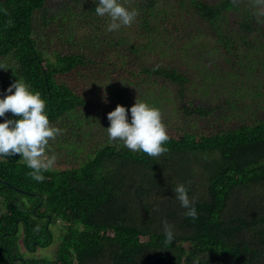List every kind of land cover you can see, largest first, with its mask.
<instances>
[{"label": "trees", "instance_id": "16d2710c", "mask_svg": "<svg viewBox=\"0 0 264 264\" xmlns=\"http://www.w3.org/2000/svg\"><path fill=\"white\" fill-rule=\"evenodd\" d=\"M50 1L0 0V95L22 78L62 130L42 182L0 159V264H264V103L218 92L264 62V0H121L137 15L114 31L96 0ZM211 54L229 70L201 72ZM135 99L167 126L159 157L108 139L106 114Z\"/></svg>", "mask_w": 264, "mask_h": 264}, {"label": "clouds", "instance_id": "9594fccd", "mask_svg": "<svg viewBox=\"0 0 264 264\" xmlns=\"http://www.w3.org/2000/svg\"><path fill=\"white\" fill-rule=\"evenodd\" d=\"M94 10L97 16L109 17L108 31L130 25L137 15L121 0H96ZM6 113L11 115L6 116ZM106 115L109 125L105 128L109 141H121L127 149L141 151L150 157H159L168 151L166 142L169 136L158 108L135 99L127 111L124 105L118 103ZM0 118H3L0 119V159L19 156L30 170L29 176L38 183L44 181V173L55 162V156L47 155L46 149L49 141L62 131L50 123L46 100L25 80L16 77L0 95ZM172 192L185 209L184 216L196 220L199 213L195 201L189 198L186 184H177ZM162 223L165 238L171 242L174 239L172 225L167 221Z\"/></svg>", "mask_w": 264, "mask_h": 264}, {"label": "rangeland", "instance_id": "374dc122", "mask_svg": "<svg viewBox=\"0 0 264 264\" xmlns=\"http://www.w3.org/2000/svg\"><path fill=\"white\" fill-rule=\"evenodd\" d=\"M57 0H51L49 2L50 5L54 4ZM54 5H52L53 7ZM230 21H232V17H230ZM47 39L46 36L44 35L42 38H41V41L42 40H45ZM43 42V41H42ZM50 44V43H49ZM244 50V46L241 47L240 49V52H242ZM221 54H211L209 55L207 58L209 59L207 63H205L204 65L206 66L205 69H202V64L204 62H199L198 59L196 58V60H194L193 62H196L198 63V66L201 70V72L205 73L207 69H209L210 71H215L216 74H221V70L224 68L226 70H229V67L227 66L228 64H230L231 62H221L223 57H219ZM206 56V55H204ZM262 57V55H259ZM198 61V62H197ZM233 63H238V62H233ZM242 64H249L250 66L253 67L252 69V73L254 74H251V77L249 76H246L244 79H242L241 81H234V80H230V81H225L227 83L226 85V88H223V87H219V90L218 92L219 93H222L224 94V92L228 91V90H231V84L232 83H236L237 86H239L241 88V86L243 87H246L248 86V90L247 91H243V89H241L243 93H246L247 95L249 94L250 96H254V93L256 89H259L260 92H261V95L259 98V102L260 103H264V62L260 63V62H242ZM240 83H243V84H240ZM245 83V84H244ZM249 84V85H247ZM214 86V85H213ZM216 86V85H215ZM212 87V86H211ZM248 104H250V110L251 109H254L256 110L257 108L260 109L256 103V100L253 101V102H250L248 101ZM264 107V106H263ZM260 113H263L264 112V108L259 110ZM181 114V112H180ZM167 120L169 118H166ZM179 119V113L176 115V121ZM176 122L175 121H170L168 124H175ZM200 123L203 125V124H207V125H210L207 121H201L200 120ZM176 125H178L176 123ZM167 127V126H166ZM168 128L170 130V132L172 133L173 132V128L170 127L168 125ZM39 251H36V253H38Z\"/></svg>", "mask_w": 264, "mask_h": 264}]
</instances>
